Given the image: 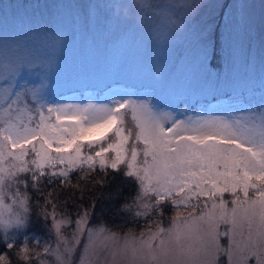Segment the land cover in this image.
<instances>
[{"label": "snow or ice", "instance_id": "obj_1", "mask_svg": "<svg viewBox=\"0 0 264 264\" xmlns=\"http://www.w3.org/2000/svg\"><path fill=\"white\" fill-rule=\"evenodd\" d=\"M56 7L51 25L0 10V264H264V63L239 93L254 103L252 115L231 122L173 115L147 98L58 103L48 99L47 75L24 79L50 71L68 43L93 48L96 33L112 51L168 57L180 48L194 80L222 83L238 64L248 75L255 64L244 61L230 23L243 20L244 5L225 6L219 77L208 73L214 52L190 23L197 0ZM117 180L133 188L117 212L135 228L98 222L99 201L85 200ZM166 211L174 212L167 220ZM34 218L43 235L30 231Z\"/></svg>", "mask_w": 264, "mask_h": 264}, {"label": "rangeland", "instance_id": "obj_2", "mask_svg": "<svg viewBox=\"0 0 264 264\" xmlns=\"http://www.w3.org/2000/svg\"><path fill=\"white\" fill-rule=\"evenodd\" d=\"M235 2L244 5L243 20L237 14L230 22L236 45L244 61L252 60L255 64V72L248 75H245L243 65L238 64L235 73H229L222 83L194 80L182 66L180 48L168 57L136 48L112 51L105 47L103 35L96 33L93 48L68 43L54 54L56 63L50 71L26 72L24 79L30 84H37L47 75L53 85L47 90L48 99L58 103L83 106L108 103L121 96L133 100L147 98L164 106V110L173 109V115L186 113L192 119H222L229 122L244 120L252 115L249 109L254 103L242 100L239 93L250 82L258 80L261 64L264 63V0ZM87 3L88 0H0V10L9 18L25 24L47 22L51 25L57 5L72 4L83 12ZM197 3L199 7L190 23L214 52L207 71L213 77L223 76L226 68L224 12L225 6L233 4L234 0H197ZM169 214L166 218H170L174 212ZM123 228L127 230L128 227ZM30 231L40 235L44 233L42 225L35 222V218Z\"/></svg>", "mask_w": 264, "mask_h": 264}, {"label": "trees", "instance_id": "obj_3", "mask_svg": "<svg viewBox=\"0 0 264 264\" xmlns=\"http://www.w3.org/2000/svg\"><path fill=\"white\" fill-rule=\"evenodd\" d=\"M93 195L99 201L96 212V219L98 222L106 224L108 227L117 225L120 227H135L133 225H126L122 216L117 212V208L133 195V188L131 185L123 184L118 180L113 181L110 186L98 188L91 194L86 192L85 200L92 199ZM66 210L74 213L75 203L69 201ZM169 212L171 213V211L165 212V219L170 215Z\"/></svg>", "mask_w": 264, "mask_h": 264}]
</instances>
